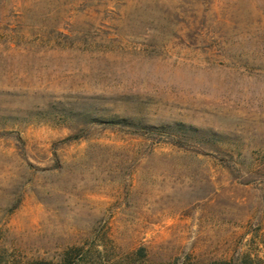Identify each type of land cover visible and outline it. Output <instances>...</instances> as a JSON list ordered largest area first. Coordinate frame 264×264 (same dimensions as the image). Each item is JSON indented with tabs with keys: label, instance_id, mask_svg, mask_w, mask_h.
Instances as JSON below:
<instances>
[{
	"label": "rangeland",
	"instance_id": "1",
	"mask_svg": "<svg viewBox=\"0 0 264 264\" xmlns=\"http://www.w3.org/2000/svg\"><path fill=\"white\" fill-rule=\"evenodd\" d=\"M245 260L264 264V0H0V264Z\"/></svg>",
	"mask_w": 264,
	"mask_h": 264
},
{
	"label": "trees",
	"instance_id": "2",
	"mask_svg": "<svg viewBox=\"0 0 264 264\" xmlns=\"http://www.w3.org/2000/svg\"><path fill=\"white\" fill-rule=\"evenodd\" d=\"M87 124L88 125H101L103 127H115L121 126L124 128H128L130 131L137 135L143 136H153L158 135L165 137L169 143L176 147H184L186 141H194L202 138L201 131L188 127L183 123H175V124H163L159 126L150 125V124H142L136 123L128 118H119V117H111V116H93L89 118ZM17 141L22 142V138L19 134L14 135ZM84 135L78 133L72 135L67 140L68 141H78L81 140ZM67 264V263H65ZM71 264V263H69ZM183 264H191L188 261L183 262ZM213 264H232L231 262H218ZM242 264H248L246 260Z\"/></svg>",
	"mask_w": 264,
	"mask_h": 264
}]
</instances>
